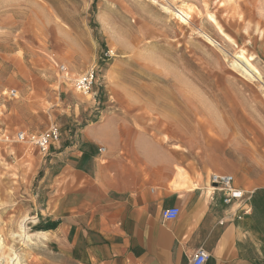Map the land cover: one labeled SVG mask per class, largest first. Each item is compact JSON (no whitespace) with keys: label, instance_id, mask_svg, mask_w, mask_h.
Here are the masks:
<instances>
[{"label":"rangeland","instance_id":"rangeland-1","mask_svg":"<svg viewBox=\"0 0 264 264\" xmlns=\"http://www.w3.org/2000/svg\"><path fill=\"white\" fill-rule=\"evenodd\" d=\"M167 1L189 22L167 14L163 0H0V264H73L51 238L13 233L25 217L26 233L55 228L43 216L44 167L84 127L117 136L112 148L99 145L100 166L134 173L144 147L184 154L173 168L200 176L204 157L239 150L238 136L264 138V0ZM240 51L259 80L234 69ZM91 71L90 99L79 100L86 95L74 82ZM51 126L60 139L45 152L16 140Z\"/></svg>","mask_w":264,"mask_h":264},{"label":"crops","instance_id":"crops-1","mask_svg":"<svg viewBox=\"0 0 264 264\" xmlns=\"http://www.w3.org/2000/svg\"><path fill=\"white\" fill-rule=\"evenodd\" d=\"M104 128L102 136L111 135L107 142L89 125L48 154L43 216L57 224L44 234L62 257L73 264H188L203 249L206 264H264V149L257 146L264 138L238 136L239 150L204 157L200 176L182 167L186 182L169 162L186 159L184 154L146 148L137 173L122 172L112 161L100 166L99 145L117 142ZM191 154L187 159H195ZM211 156L220 164L207 162ZM209 171L231 175L242 197L224 203L223 193L209 189ZM173 207L178 217L164 220L162 212Z\"/></svg>","mask_w":264,"mask_h":264},{"label":"built area","instance_id":"built-area-1","mask_svg":"<svg viewBox=\"0 0 264 264\" xmlns=\"http://www.w3.org/2000/svg\"><path fill=\"white\" fill-rule=\"evenodd\" d=\"M60 71H65V67L59 66ZM96 84L94 72L85 73L83 76L78 77L74 82L75 90L82 94H88ZM10 98H16V92L11 90L8 92ZM60 139V133L57 127L51 126L45 133L32 136L28 140L22 132L17 133L16 140L19 143L27 142L32 147L41 152L47 151V149L57 143ZM101 153L105 152L104 148H100ZM233 177L227 174L213 173L209 176V187L213 191H219L223 193V202L229 203L232 199L242 197V192L235 189L232 186ZM180 211L178 208L173 207L166 209L162 212V218L164 220H174L178 217ZM208 260V254L203 249H198L196 253L191 257L188 264H206Z\"/></svg>","mask_w":264,"mask_h":264},{"label":"bare ground","instance_id":"bare-ground-1","mask_svg":"<svg viewBox=\"0 0 264 264\" xmlns=\"http://www.w3.org/2000/svg\"><path fill=\"white\" fill-rule=\"evenodd\" d=\"M165 3L164 4H166L165 6L164 5H161V8L167 13V14H169V15H173V16H175V17H177L179 20H181L182 22H185V23H187V22H189V20H190V17H191V15L189 14V12L188 11H185V10H183V9H180V8H177V7H175L174 5H172L171 3H170V1L168 2L167 0H163ZM115 37V39L116 40H118V43L120 42V41H122L123 40V38L121 37V36H114ZM204 37L207 39V40H209L210 38H209V36H206V35H204ZM127 42V41H126ZM126 42H125V44H126ZM127 44H128V42H127ZM124 46H126V45H124ZM131 46V45H130ZM129 46V48H131ZM127 47V46H126ZM139 51V50H138ZM239 51V50H238ZM235 56L236 57H234L235 58V60L232 62V65L234 66V69H238V70H242L243 69V73L246 75V76H248L249 78H252V77H254V78H256L257 77V79L259 80L260 79V74H259V72H257L256 71V69L252 66V64L250 63V60H249V58H246L245 56H244V54H243V52H236L235 53ZM250 59H252V58H250ZM244 64H245V67H244ZM245 68H249V71L250 72H252L251 74H253V75H257L256 77L255 76H252V75H250V73L248 74L247 73V69H245ZM242 72V71H241ZM242 73V74H243ZM62 77V76H61ZM64 80H66L67 82H72V79H70V78H68L67 77V75L65 74L63 77H62ZM61 78V79H62ZM72 86V85H71ZM263 90H264V88H263ZM116 91V90H115ZM115 93V92H114ZM58 97V96H57ZM79 100H83V101H88L89 99H90V96L89 95H86V97L85 98H83V97H77ZM56 99H58V98H56ZM59 101V100H58ZM105 132V131H104ZM111 132V131H110ZM103 133V132H102ZM113 133V132H112ZM111 133V134H112ZM24 134V133H23ZM103 134H106V133H103ZM102 134V135H103ZM113 135V138H114V135L115 134H112ZM144 135H147V134H145L144 133ZM150 135H152V133L150 134ZM107 135H105V136H103V138H107L106 137ZM111 136V135H110ZM109 136V137H110ZM147 136H149V135H147ZM146 136V137H147ZM111 138V137H110ZM152 138V137H151ZM109 139V138H108ZM115 139H117V137L115 136ZM109 140H111V139H109ZM114 140V139H113ZM144 151L145 152H147L148 150L146 149V147H144ZM149 152V151H148ZM151 152V151H150ZM176 169H177V176L179 177V178H181V179H184V180H186V182H187V179H188V177H187V173H186V171L182 168V167H180V166H176ZM178 185H181V184H178ZM193 185V184H192ZM192 187V186H191ZM210 189V188H209ZM210 191V190H209ZM26 220H28L26 217L22 220V222L20 223V230H19V232H14L13 233V238H22V239H26L27 241H30L31 242V237H33L34 235L35 236H43V235H45V234H41V233H38V234H34V233H26L25 232V230L24 229H26L27 230V228H25V226L23 225L24 224V221H26ZM13 232V231H12ZM44 237V236H43ZM27 243V242H26ZM33 244V243H32ZM0 248H1V244H0ZM12 260V258L10 259V261ZM18 263V262H17Z\"/></svg>","mask_w":264,"mask_h":264},{"label":"water","instance_id":"water-1","mask_svg":"<svg viewBox=\"0 0 264 264\" xmlns=\"http://www.w3.org/2000/svg\"><path fill=\"white\" fill-rule=\"evenodd\" d=\"M183 187H184L183 185H178V184L173 185L174 189H180V188H183Z\"/></svg>","mask_w":264,"mask_h":264}]
</instances>
